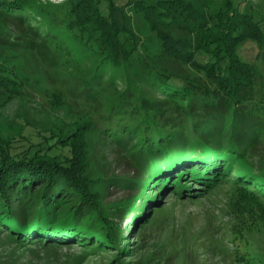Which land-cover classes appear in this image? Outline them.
<instances>
[{"label": "trees", "instance_id": "1", "mask_svg": "<svg viewBox=\"0 0 264 264\" xmlns=\"http://www.w3.org/2000/svg\"><path fill=\"white\" fill-rule=\"evenodd\" d=\"M68 1L71 16L58 26L52 15L37 19L22 1L0 0V14L32 27V47L44 58L63 68L65 47L69 58L89 64L94 87L83 83L86 92L78 93V105L91 110L111 104L105 115L84 122L79 117L67 130L62 122L55 126L59 131L33 127L0 134V225L15 241L76 242L99 252L117 246L118 256L108 264H129L121 258L131 249L122 242L125 229L114 222L119 207L96 198L91 183L103 177L86 172L80 137L90 123L115 141L125 131H136L141 142L147 167L141 169L136 196L143 205L128 200L119 213L133 228L149 223L170 196L201 197L227 182L229 203L249 194L264 207V170L246 161L264 146V18L259 11L247 0ZM132 14L154 36L151 53L139 50L128 21ZM245 45L258 48L262 65L243 57ZM135 61L142 71H133ZM117 78L124 80V91L116 90ZM107 86L117 94L118 109L104 96ZM24 91L23 79L0 59V96L6 101ZM151 187L154 192H148ZM170 188L172 195L160 201ZM242 190L260 192L263 201Z\"/></svg>", "mask_w": 264, "mask_h": 264}, {"label": "rangeland", "instance_id": "2", "mask_svg": "<svg viewBox=\"0 0 264 264\" xmlns=\"http://www.w3.org/2000/svg\"><path fill=\"white\" fill-rule=\"evenodd\" d=\"M18 1H22L24 8L39 20L54 16V24L58 26L66 24L71 16L68 13V0ZM208 1L214 3L215 0ZM246 2L264 18V0ZM19 20L0 14V59L14 67L25 83L24 95L6 101L0 96V134L12 135L20 130L27 133L33 127L58 130L55 126L63 125L62 122L69 125H63L64 130H67L74 128V122L79 117L84 122L91 119L90 116L95 115L97 118L105 115L110 103H100L91 110L86 105H78L81 102L78 93L86 92L84 85L88 88L93 86L92 71L87 72L89 64L69 58L65 47H62L61 55L65 62L62 63L63 68H58L55 62L39 54L36 46L32 47V40L28 36L32 27ZM128 21L138 37L140 52L151 53L154 36L149 33L145 21L136 14H132ZM242 53L244 58L262 65L261 58L257 56L258 48L245 45ZM131 67L135 72L143 70L140 61L133 62ZM186 71L192 74L190 70ZM107 77H104L103 84H106ZM115 85L116 90L124 91L123 79L117 78ZM106 89L104 96L112 100L114 109H118L120 103L117 94L112 87L107 86ZM131 121L136 123L135 119ZM135 134L136 131H125L123 138L118 136L115 141L97 132L90 123L80 137L85 149L84 163L88 176L103 177L91 183L97 189L96 198L113 204L115 209L119 207V212L113 214L114 222L125 229L121 235L122 242L126 241L125 246L131 248L124 253L126 256H121L124 263L264 264V207L258 206L252 197H248L249 194L239 198L235 204L229 203L227 191L232 187L229 182L221 184L212 193H200L201 197L189 199L170 196L161 212L142 226L137 224L133 228L127 216L120 220L119 213L128 200L140 207L143 205L142 199L136 196V189L142 187L138 183L143 184L144 173L141 169L147 167V160L143 157L141 142ZM259 149L262 150L249 155L246 161L253 169L264 170V146ZM233 174L231 170L229 175ZM251 187L248 188L254 189ZM198 189L196 187L193 191ZM170 190L172 188L163 191L160 201L172 195ZM242 191L263 201L260 192ZM148 192H154V188H149ZM213 240L217 244H213ZM92 241L88 242L89 245L94 244ZM21 243L16 242L15 236L0 225V264H108L113 255L118 256L115 250L117 246L99 252L98 249L89 250L87 246L76 242L56 246H42L40 242Z\"/></svg>", "mask_w": 264, "mask_h": 264}]
</instances>
